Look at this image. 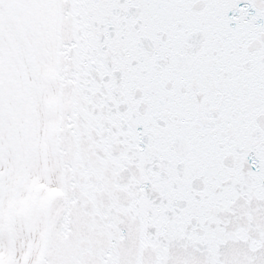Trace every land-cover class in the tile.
<instances>
[{
  "label": "snow or ice",
  "instance_id": "obj_1",
  "mask_svg": "<svg viewBox=\"0 0 264 264\" xmlns=\"http://www.w3.org/2000/svg\"><path fill=\"white\" fill-rule=\"evenodd\" d=\"M0 264H264V0H0Z\"/></svg>",
  "mask_w": 264,
  "mask_h": 264
}]
</instances>
